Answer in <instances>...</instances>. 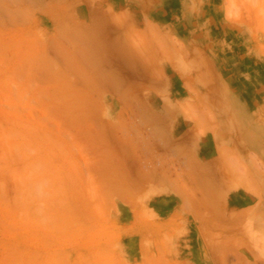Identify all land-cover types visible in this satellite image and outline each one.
<instances>
[{
	"label": "rangeland",
	"instance_id": "1",
	"mask_svg": "<svg viewBox=\"0 0 264 264\" xmlns=\"http://www.w3.org/2000/svg\"><path fill=\"white\" fill-rule=\"evenodd\" d=\"M85 8L0 0V264H264L261 213L248 233L207 231L204 257L197 238L183 241V216H169L173 195L184 191L198 216L199 201L219 215V193L205 197L168 155L172 140L151 113L160 104L151 81L164 69L175 78L167 63L200 54L214 78L233 81L237 147L247 144L250 117L255 144L263 141L264 0H197L189 22H155L150 34L111 10L86 21ZM180 110L215 122L205 105ZM217 164L259 193L260 160L254 168L223 150Z\"/></svg>",
	"mask_w": 264,
	"mask_h": 264
},
{
	"label": "crops",
	"instance_id": "2",
	"mask_svg": "<svg viewBox=\"0 0 264 264\" xmlns=\"http://www.w3.org/2000/svg\"><path fill=\"white\" fill-rule=\"evenodd\" d=\"M74 1L77 5L84 2L87 12L86 21H94L99 11L105 13L111 10L113 14L123 16L124 21L131 24L133 31L145 34H150L152 30H155L154 27L157 26L155 22L164 24H173L177 21L189 22L187 15H190L193 4L196 7L197 2V0H165L166 2L160 5H154L151 2L148 5L141 0H72ZM194 12L192 11L191 14ZM191 20L196 22L195 18ZM183 36L194 38L192 34ZM166 68L171 69L176 77H167V69H164L160 80L151 81L156 82V90L154 88L153 92L160 99L159 106L151 110V113L159 120L158 125L164 129L167 140L171 139L173 143L166 151L168 155H175L181 164L188 167L189 175L200 184V187L202 185L201 191L205 197L214 196L215 192L219 193V215H216L217 212L212 215L208 206L206 207V204L199 201L200 209L196 216L194 212L187 209L188 202H186L184 191L178 192L180 194L174 192L180 195L178 196L180 200L176 194L172 197L173 203L176 204L170 208V218L173 220L180 214L183 216L181 229L187 232L183 241L197 238L199 247L203 248L202 257H204L207 231L225 233L244 230L248 233L249 227H253V215L264 214V202H262L264 200V178L257 175L261 178L262 186H259V193L255 194L244 186H238L228 177L222 165L217 164L220 153L226 150L238 155L248 166L255 168V160H260L264 166V139L258 142V145L255 144L252 136L256 128L251 126L255 118L243 119L248 141H246L247 144L237 147L240 131L238 132L236 128L237 115L231 107L234 101H238L230 90L234 85L233 81L222 79V75L214 78L213 70L210 71V68L205 65L200 54H194V60L187 64L183 61L175 65L169 62ZM172 91L179 96L178 100L173 99L170 93ZM261 102H264V96ZM187 103L196 104L199 109L204 108V105L210 108L215 122H211L209 118H205L204 125L191 121L180 110V107ZM256 113V111L247 112L252 115ZM200 127L206 128L203 134L199 132ZM261 133L264 134V132ZM167 183L169 186L170 182L167 181ZM260 202L261 207H258ZM184 213L189 216H185ZM132 214L134 223L135 211ZM210 218L215 220L214 223L218 227L207 224ZM223 218H228L229 222L223 223L221 221ZM193 232L196 237L192 236ZM262 237L264 238V234ZM179 244L182 246L183 242L179 241ZM245 249L253 256V251L249 248ZM202 262L205 260L203 259Z\"/></svg>",
	"mask_w": 264,
	"mask_h": 264
},
{
	"label": "bare ground",
	"instance_id": "3",
	"mask_svg": "<svg viewBox=\"0 0 264 264\" xmlns=\"http://www.w3.org/2000/svg\"><path fill=\"white\" fill-rule=\"evenodd\" d=\"M238 180V179H237ZM241 183V182H240Z\"/></svg>",
	"mask_w": 264,
	"mask_h": 264
}]
</instances>
